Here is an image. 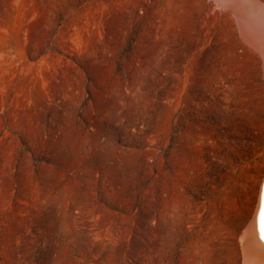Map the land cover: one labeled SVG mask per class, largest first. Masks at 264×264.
<instances>
[{
  "label": "rangeland",
  "instance_id": "1",
  "mask_svg": "<svg viewBox=\"0 0 264 264\" xmlns=\"http://www.w3.org/2000/svg\"><path fill=\"white\" fill-rule=\"evenodd\" d=\"M251 48L216 0H0V264H243Z\"/></svg>",
  "mask_w": 264,
  "mask_h": 264
},
{
  "label": "bare ground",
  "instance_id": "2",
  "mask_svg": "<svg viewBox=\"0 0 264 264\" xmlns=\"http://www.w3.org/2000/svg\"><path fill=\"white\" fill-rule=\"evenodd\" d=\"M216 1L218 6H228L231 9L233 15L238 20L244 41L252 47V50L257 51L264 67V8L261 7L264 5L260 6L254 0ZM262 214H264V184L256 213L241 236L244 255L243 264H264Z\"/></svg>",
  "mask_w": 264,
  "mask_h": 264
},
{
  "label": "snow or ice",
  "instance_id": "3",
  "mask_svg": "<svg viewBox=\"0 0 264 264\" xmlns=\"http://www.w3.org/2000/svg\"><path fill=\"white\" fill-rule=\"evenodd\" d=\"M261 224H262V227H264V214L261 215Z\"/></svg>",
  "mask_w": 264,
  "mask_h": 264
},
{
  "label": "water",
  "instance_id": "4",
  "mask_svg": "<svg viewBox=\"0 0 264 264\" xmlns=\"http://www.w3.org/2000/svg\"><path fill=\"white\" fill-rule=\"evenodd\" d=\"M259 18V17H258ZM259 20H260V18H259Z\"/></svg>",
  "mask_w": 264,
  "mask_h": 264
}]
</instances>
